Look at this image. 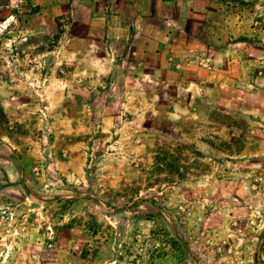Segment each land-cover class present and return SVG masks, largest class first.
Instances as JSON below:
<instances>
[{
	"label": "rangeland",
	"instance_id": "374dc122",
	"mask_svg": "<svg viewBox=\"0 0 264 264\" xmlns=\"http://www.w3.org/2000/svg\"><path fill=\"white\" fill-rule=\"evenodd\" d=\"M205 1L244 35L182 79L90 43L91 3L0 0V264H264V0Z\"/></svg>",
	"mask_w": 264,
	"mask_h": 264
},
{
	"label": "crops",
	"instance_id": "0c3cea01",
	"mask_svg": "<svg viewBox=\"0 0 264 264\" xmlns=\"http://www.w3.org/2000/svg\"><path fill=\"white\" fill-rule=\"evenodd\" d=\"M65 1L59 0V9L65 7L61 5ZM78 1L67 0L69 6L75 9ZM84 1L85 4L91 3L92 10H94L92 18L87 21V24H95L98 21H102L103 25V30L100 34L91 32L87 37L90 43L102 42L106 48H115L121 57L127 48H131V41L139 40L142 42V48L144 49L136 50L133 48V53L136 54L138 52L139 55L146 57L152 54V63L149 65L152 72L181 73L182 79L185 78V73L191 71V68L181 65L180 69H176L174 66L178 62L182 64L186 52L191 48H195V45L204 48L210 42L227 40L231 33L244 35L242 34L244 31L243 20H236L238 24H229L228 30L222 29L218 20L212 17L207 6L200 4V7L191 8L194 5L193 0L176 7L178 9L176 17L170 16L167 19L169 26L164 37L163 34L165 33H160L157 28L152 26V0H124L126 5L132 8L133 15L131 17L128 16V10L125 7L119 6L116 0H111L113 11L107 14L105 18L103 15L98 17L100 13L96 11L100 0ZM202 1L206 3L205 0ZM156 2L159 5V1ZM171 6L172 4L169 5V7ZM214 60L216 61L215 58L212 61ZM106 67V71L109 72L111 66ZM195 80L199 81V83L204 81L201 78ZM208 81L210 82V80Z\"/></svg>",
	"mask_w": 264,
	"mask_h": 264
}]
</instances>
